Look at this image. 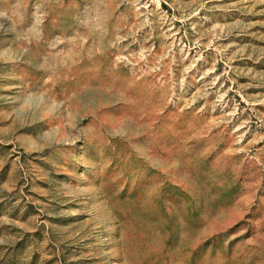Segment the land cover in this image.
<instances>
[{"label":"rangeland","instance_id":"374dc122","mask_svg":"<svg viewBox=\"0 0 264 264\" xmlns=\"http://www.w3.org/2000/svg\"><path fill=\"white\" fill-rule=\"evenodd\" d=\"M0 264H264V0H0Z\"/></svg>","mask_w":264,"mask_h":264}]
</instances>
